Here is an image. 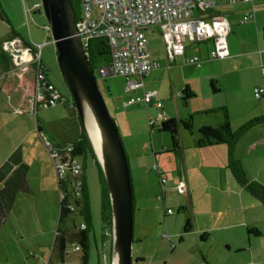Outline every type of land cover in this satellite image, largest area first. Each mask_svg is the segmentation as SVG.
<instances>
[{"label": "crops", "instance_id": "0c3cea01", "mask_svg": "<svg viewBox=\"0 0 264 264\" xmlns=\"http://www.w3.org/2000/svg\"><path fill=\"white\" fill-rule=\"evenodd\" d=\"M216 1L217 7L214 13L225 17L230 24V32L226 37L228 56L220 60H209V53L213 48L211 42L190 43L186 41L185 43L189 45L186 46L185 44L184 54L175 57L173 62L168 65L164 43L159 30L156 28L149 29L148 37L151 34L156 33L161 39L165 62L164 60L161 61L157 55L151 54L148 49L150 59L153 62H156L159 67L150 71L143 78V89L137 90L133 93L134 95L126 93L128 99L123 100L121 105L126 109L129 108L128 114L137 116V112L141 113L140 109L136 108V103L127 104V102L130 97H139L142 95L143 90H145V79L147 77H150L151 75L155 76L157 73L159 75L161 72H158V70L162 68L169 71L172 67H174V69L179 66L182 67V69L195 67L187 64L186 59L192 56H197L200 60L206 63L204 66L198 68V71L208 74L209 77H214L215 74H219V76L223 77L228 86L236 89L233 92L237 93V96H242L238 102L243 104L245 101H248L252 104L248 107L240 108L238 110L239 115L236 116L232 114V111L225 100L221 101L218 99L215 101L216 105L210 107L226 108L232 130L236 131L246 123L264 116V95L260 99L254 98V89L258 87L264 88V75L262 74V68H264V1H257L253 4L254 14L248 21H244V18L250 14L251 5L238 3L231 4L225 0ZM13 5H15L16 10L20 9L24 13L25 21L27 20L29 22L28 27H26V25L23 26V23L17 20L21 14H17L15 20ZM0 17L10 29L8 34L0 36V43L13 38H20L27 44L33 43L35 45H42L43 48L48 42L47 40L51 33L41 27L47 23L41 12L40 0H0ZM30 24L33 26L30 27ZM42 48L40 56L41 63L44 68L50 72L49 49H47V53L43 58ZM213 61H216V64L212 63ZM5 68L6 64L0 62V166L15 150L20 151L22 163L27 166V187L24 192H19L17 197L20 199L28 194L30 195L27 197L29 201L31 194L37 196V201L32 203L29 201V203L32 204L34 209H39L42 212L44 209L43 206H48L51 203L57 202L59 192L56 173L48 154L43 148L40 135H45L54 145H63L77 139L81 135V126L76 111L67 103H58L55 107L48 110H46L47 108L38 109L34 114L30 107L29 100L35 92V71L33 69H28L24 72H20L12 70V67L8 70ZM174 71L175 70H172L171 74ZM176 71H178V69H176ZM48 80L58 92H60L66 102H70L64 91L57 87L49 75ZM139 91L142 92L138 93ZM244 96L247 97V100ZM137 104L141 105L143 103ZM143 106L145 107L148 116L149 105L145 106L143 104ZM151 107L153 106L151 105ZM162 108L161 110L163 111ZM16 111H20L21 113H17ZM169 112L170 111L166 112L165 118L173 119L171 116H167V114H170ZM154 119H156V117ZM154 119H148V122ZM221 123V117H216L214 121L204 119L201 124H203L202 126H218V124L221 125ZM197 138V136H194L192 138V143L186 141L185 143H181V161L185 168L187 180L186 196L188 208L190 209L192 217V230H194L195 237L197 238L198 235L201 236L206 234V236L204 240L199 238V241L197 240L196 244L194 243L190 248H187L185 245H181L183 242L185 243L186 240L182 237L179 230L172 232V235L175 237L174 240L168 234L162 235V238L166 239L170 249V255L167 256L168 263L178 264L184 263L186 260H191L195 264H213L211 262L213 255L217 256V258L224 257L225 259H232L233 256L237 257L240 255L241 257V255H243L242 253H245L248 249L247 247H249L248 251L250 252L248 264H264V258L259 257V255L253 256L255 248L252 245L253 240L251 237L254 236L248 235L247 233L248 229H253L258 226V222L255 219L243 218L234 225H221V221L225 218L223 215L214 213L213 210L209 214L198 213L195 211L192 201L193 190L196 183L195 179L200 176V173L202 172L206 175L202 169L204 159H209L219 169L228 170L227 146L215 145L201 149L196 148L194 143ZM151 150L155 156L156 153L154 152L153 143ZM263 152L264 123L250 128L239 139L234 149L236 158L240 160L246 174L249 175L250 180L257 181L264 186V168L260 167L258 163V160L263 161L264 159ZM126 155L128 156V153H126ZM154 161L155 164H157V159H154ZM167 179L170 188H174L175 183L178 182L179 179V172L177 171V177L166 176V183ZM240 187L241 190L238 192V196H240L241 201H245L242 202L243 206H241L245 210L244 212H246L247 208H250L254 213H263L264 208L260 201L248 193L244 187ZM164 199L165 198H163V200ZM16 203L15 200L11 206L12 209L16 206ZM261 207L263 210L260 209ZM163 208H165L164 202ZM240 208L238 209L240 210ZM163 210L165 212V209ZM262 218H264V216H262ZM5 222L6 219H4L2 223ZM41 222L44 224L46 221L43 219ZM168 222V220L165 221V229L167 232L169 231ZM232 226H235L236 232H230L233 229ZM44 228L48 233L47 237L29 238L30 240L28 242L24 240V237L21 238L24 248L22 256H24V253L26 252L25 257L37 258L36 261L23 260V262H21V252H14L12 255L8 254L6 251L0 254V257H3L2 263L9 264V262H21L23 264H40L41 261L45 260L44 257H47L49 259V264H51L50 258L52 252L50 253L51 247L49 249V246L50 244L52 246V243L50 234L51 224L49 221L44 224ZM165 236H168L170 241H168ZM255 237H260V235ZM209 240L217 242L216 248H214L211 243H209L208 246H203L201 244L202 242H209ZM171 243L175 244L174 248H170ZM29 248L34 250L35 253L30 254L31 252H27V249ZM46 251H49L48 255L45 254L47 253ZM149 256L152 257V255H142L137 257L134 264H152L147 259ZM11 257L15 258V260L11 261ZM167 260L164 261L163 264H167ZM105 262L106 264H110V255L109 259H105Z\"/></svg>", "mask_w": 264, "mask_h": 264}, {"label": "rangeland", "instance_id": "374dc122", "mask_svg": "<svg viewBox=\"0 0 264 264\" xmlns=\"http://www.w3.org/2000/svg\"><path fill=\"white\" fill-rule=\"evenodd\" d=\"M13 11L15 12V20L17 14H21L17 20L22 22L23 26H25L24 13L20 9L16 10L15 5H13ZM32 26L33 25L30 24V27ZM9 32V27L0 17V36L8 34ZM47 41L46 45L42 48L43 58L47 53V49H49L50 72L47 71V74L51 76L52 81L55 82L57 87L64 91L65 95L71 99L58 69L56 50L51 34ZM188 45L189 44H186V46ZM148 49L151 54L157 55L161 61L164 60L165 62L163 46L158 34L153 33L148 37ZM215 62L216 61H213L212 63L216 64ZM204 64L206 63L203 62L201 67L204 66ZM175 68L178 69V71H176L174 67L169 71L162 68L158 70V72H161L159 75L157 73L155 76L151 75L150 77H147L145 79V91L156 90L158 92L157 100L162 103L163 111L165 114L167 111H170V114H167V116H171L173 119L177 120H185L188 117L192 118V133L186 131L183 126L180 125L179 137L181 143H185V141L192 143V138L194 136L198 137V129L202 127L203 124L201 123L204 119L214 121L216 117L221 116L220 113H207L208 110L215 109L210 107L216 105V100L227 101L234 116L239 115L238 110L240 108L242 109L243 107L252 105L248 101H245V103H243L244 105L238 102L242 96H237V93L233 92L236 89L228 86L223 77L219 76V74H215L214 77H209L208 74L198 71V68L195 67L182 69V67L179 66ZM172 70L175 71L171 74ZM94 76L101 90L108 112L115 122L125 153H128V156H126L130 169L134 196V244L132 246V259L135 261L137 257L142 255H152V257L149 256L147 258L149 262L152 264H163V262L167 260V256L170 255V249L166 239H163L162 235L168 234L174 240L175 237L172 235V232L179 230L182 237L186 240L185 243L183 242L181 245H185L187 248H190L194 243L196 244L197 240L199 241L200 238L199 235L198 238L195 237L194 230L186 233L183 232V226L187 216H191L190 209L188 208L187 196L179 194L174 188H170L168 179L165 184V192L163 196L165 199L163 200V198H159L162 188L157 173L153 168H158V170L168 177H177L179 161L177 157L169 152L171 149L169 135L164 132H152L149 128L148 119L157 118L158 110L149 105V113L147 116L143 104L139 105L136 103L135 106L137 109H140L141 113L137 112V116L128 114L129 108L126 109L121 105L123 100L128 99V95L124 92L126 80L120 76L101 78L97 72L94 73ZM210 80L215 81L214 85L218 91L215 92L211 89ZM186 85L190 87L194 96L187 99L186 104H184L181 97V91ZM141 92L142 91H139L138 93ZM244 97L247 100V97ZM52 107H49L46 110ZM157 125H159V123H157ZM214 127H217V125ZM152 143L154 145V152L156 153L155 156L151 150ZM154 159H157V164H155ZM79 160L81 162V159ZM258 163L260 167L264 168V159L263 161L258 160ZM202 169L206 175L202 172L200 173V176L195 179L196 183L193 190L192 201L195 211L198 213L209 214L213 210L214 213L223 215L225 218L221 221V225H234L243 218L255 219L258 222V226L254 228L260 232V237H251L253 240L252 245L255 248L253 256L259 255V257L264 258V218H262V216H264L262 215L264 214V210L262 207L260 209L263 210V213H254L250 208H247L246 212H244L245 210L241 206H243L242 202L245 201H241L240 196H238L241 187L232 177L230 172L226 169H219L207 158L203 161ZM85 176L90 205L91 247L89 250L88 264H106L105 259H109L110 255L111 237L110 239H103L101 223V187L97 168L90 158L86 160ZM247 177L249 178L248 174ZM176 184L177 182L175 183V186ZM17 196V199H15L17 202L16 206L8 211L5 218L6 222L0 224V254L6 251L8 254L12 255L14 252H21V262H23V260L36 261L37 258L25 257L26 252L24 253V256H22L24 248L21 238L24 237V240L28 242L34 237H47L48 233L44 228V224L49 221L51 224L50 234L52 243L57 226L59 198L57 202L51 203L48 206H43L44 209L41 212L39 209H34L31 204L32 202L37 201V196L31 194L29 200L31 203H29L27 199L30 195L27 194L20 199ZM163 202L165 203V208H163ZM181 208H184V210H181ZM238 208H240V210ZM163 209H165V211L171 209L174 212V215L165 217ZM43 219L46 221L44 224L41 222ZM166 220L169 221L168 232L165 229ZM73 221L76 228H78L82 222L77 214H74ZM68 224L71 226L70 222H68ZM232 227L233 229L230 232H236L235 226ZM209 243L216 248L217 242L214 240L202 242L201 244L203 246H208ZM50 247L51 244L49 249ZM247 248V251L242 253L243 255H241V257L238 255L237 257L233 256L232 259H225L224 257L217 258V256L213 255L211 262L213 264H248L250 251H248L249 247ZM28 251L31 252L30 254L35 253L31 248L27 249V252ZM48 253L49 251L45 254L48 255ZM10 259L11 261L15 260L13 257ZM44 259L45 260L41 261L40 264H43L48 258L44 257ZM2 261L3 257H0V264H3ZM50 261L51 264H58L52 253ZM21 262H9V264H23ZM167 264H170L168 263V260ZM178 264L195 263L191 260H186L184 263Z\"/></svg>", "mask_w": 264, "mask_h": 264}, {"label": "built area", "instance_id": "2783aa9c", "mask_svg": "<svg viewBox=\"0 0 264 264\" xmlns=\"http://www.w3.org/2000/svg\"><path fill=\"white\" fill-rule=\"evenodd\" d=\"M225 1L231 4L251 5L250 14L244 18V21H248L254 14L253 4L264 0ZM80 5L81 12L79 20L76 21V30L83 47L92 38L102 37L107 40L110 63L99 68L97 73L101 78L123 77L126 80L124 92L127 94L143 89V78L159 67L150 59L148 52L149 29L159 30L168 65L175 57L184 54L186 41L190 43L211 42L213 48L209 53V60H220L228 56L226 37L230 32V24L225 17L214 14L217 7L216 0H80ZM25 25L29 26L27 20ZM41 27L50 32L48 24ZM41 48L42 45L33 43L26 46L19 38L0 43L1 51L11 60L12 70L24 72L33 69L35 71V92L29 100L34 114L38 109H46L62 101L58 90L49 82L45 73L46 69L41 63ZM186 63L200 68L203 61L193 56L187 58ZM262 74L264 75V68H262ZM263 95V87L254 89V98L260 99ZM157 97L156 90H143L141 96L130 97L127 104L152 105L159 112L157 118L149 121V124H157L166 120L165 113L161 110L162 104ZM40 139L51 159L57 180L65 179L67 176L71 178L73 196L79 199L82 187V164L79 158L68 154V151L72 150L70 147L66 152H61L54 148L45 135L41 134ZM153 169L160 173L158 168ZM159 182L162 188L159 197L161 199L165 192V174L160 175ZM174 189L181 195L187 193V180L183 168H180L179 179ZM59 198L62 200L63 195L61 194ZM66 207L71 212L75 211L72 205ZM165 213L168 216L174 214L171 209H167ZM84 228L83 224L78 227L79 230ZM165 237L170 241L168 236ZM174 247L175 244L171 243L170 248ZM79 251V245L72 244L59 264H77ZM43 264H49V259Z\"/></svg>", "mask_w": 264, "mask_h": 264}, {"label": "trees", "instance_id": "16d2710c", "mask_svg": "<svg viewBox=\"0 0 264 264\" xmlns=\"http://www.w3.org/2000/svg\"><path fill=\"white\" fill-rule=\"evenodd\" d=\"M71 3H72L75 19L76 21H78L81 12L80 0H71ZM263 34H264V28H263ZM21 41L23 42L24 45L29 46V44L25 43L23 40ZM84 50L88 63L91 69L93 70V73L97 72L99 68L106 66L110 63L109 46L105 38L102 37L92 38L86 43ZM0 62L2 64H6V68H5L6 70L12 67L10 58L4 52H2L1 49H0ZM45 73L47 74V70H45ZM47 78H48V74H47ZM214 83H215L214 80H210L211 89L216 92L218 91V89L215 87ZM60 96L62 97L61 94ZM193 96L194 94L192 93V91L188 86H185L181 91V97L184 104H186L187 99ZM69 101L70 102H66V100L62 97V101H59V104L67 103L70 105L71 108H73L76 111L72 99H69ZM207 113H213V114L220 113L222 123L217 127L214 126L200 127L198 129V138L195 141L194 146L196 148L201 149L215 145H226L228 148V156H227L228 171L240 186L244 187L248 191V193H250L252 196H254L260 201V203L264 208V186L258 183L257 181L250 180L247 177V174L240 160L236 158L234 153L235 145L237 144L239 139L253 126L263 124L264 116L260 118H256L246 123L245 125L241 126L236 131H233L230 127L229 117L225 107L211 109L208 110ZM180 125H182L186 131L192 133L193 126H192L191 117H188L185 120L166 119L165 121L159 123V125L155 123L149 124V128L152 132L154 131L164 132L169 135L171 141V149L169 150V152H171L175 157H177L179 161V169L177 168L178 172H180V168H183V170L185 171L183 162L181 161L182 146L179 137ZM52 145L54 146V148L58 149L61 152H66L67 148L70 147L72 150L70 152L68 151V154L72 157H78L79 159H81L82 187H81L80 197L79 199H77L74 198L73 196L71 178L67 176L65 179L57 180L59 196L62 194L63 199L60 200L59 198L57 226L55 229V235L51 246V252L57 259L58 263H61L65 257V252H68L70 250L71 245L78 244L80 247V251H79V261L77 262V264H88L89 250L91 247L90 205H89L88 189H87L86 176H85V164L88 158H90L94 162L97 168L99 183L101 187V223H102L103 239H110L111 213H110L108 194H107L104 178L99 168V165L94 157L91 146L89 145V142L86 139L83 132H81V135L77 139H74L69 143L63 145H54L52 143ZM160 173L163 174L161 171ZM160 173H157L158 179H160V175H161ZM26 174H27V166L24 163H22L21 154L19 150H15L8 157V159L0 166V224L6 218V215L10 210L11 206L13 205L17 194L19 192L26 190L27 187ZM67 205H72L75 211L71 212L70 210H68L66 207ZM133 206H134V196H133ZM181 210H184V208H181ZM74 214H77L81 218L82 222L80 224H83L85 226L83 230H79L78 228H76L73 221ZM165 216L168 215L165 213ZM68 222L71 223V226L68 224ZM192 228H193L192 217L188 216L183 226V230L184 232H189L192 230ZM247 233L248 235L254 237L260 235L259 231L254 228L248 229ZM205 236L206 234L201 235L200 239L204 240Z\"/></svg>", "mask_w": 264, "mask_h": 264}, {"label": "water", "instance_id": "95a60500", "mask_svg": "<svg viewBox=\"0 0 264 264\" xmlns=\"http://www.w3.org/2000/svg\"><path fill=\"white\" fill-rule=\"evenodd\" d=\"M61 78L102 172L111 213L110 264H134L133 189L126 153L77 35L71 0H40Z\"/></svg>", "mask_w": 264, "mask_h": 264}]
</instances>
